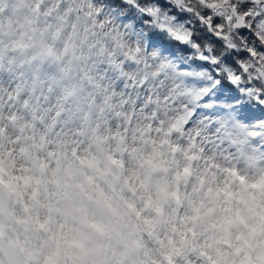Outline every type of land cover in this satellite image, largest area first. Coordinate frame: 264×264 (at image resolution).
<instances>
[{"label":"snow or ice","instance_id":"6c2138e0","mask_svg":"<svg viewBox=\"0 0 264 264\" xmlns=\"http://www.w3.org/2000/svg\"><path fill=\"white\" fill-rule=\"evenodd\" d=\"M129 139L171 152L207 194L191 227L153 241L155 257L136 225L110 257L76 236L70 258L57 246L41 261L8 234L4 218L23 207L27 223L49 184L82 211L70 189L90 173L119 181ZM153 167L130 187L160 213ZM240 185L264 191V0H0V264H250L259 249L237 261L209 242L237 218L227 199ZM95 199L116 212L110 195ZM251 211L264 216V201Z\"/></svg>","mask_w":264,"mask_h":264},{"label":"rangeland","instance_id":"374dc122","mask_svg":"<svg viewBox=\"0 0 264 264\" xmlns=\"http://www.w3.org/2000/svg\"><path fill=\"white\" fill-rule=\"evenodd\" d=\"M135 123L134 121V126ZM111 134L115 135V129ZM127 147L133 154L117 156V163L113 166L114 171L120 173L119 181H115L112 175L90 173L93 175V181L91 184L85 181L84 191L70 189L76 193L73 198L79 202L82 211L73 212L69 207L70 201L57 194L54 184H49L47 190H41L37 196L40 207L38 211L33 212L27 223L24 222L27 213L23 207L11 216V229L9 225L6 228L8 234L18 239L21 246L26 244L34 249L41 261L57 246L65 250L70 258L74 252L73 237L76 236L94 252L110 257L112 250L120 246V233L127 232L131 226L136 225L140 229L138 235L143 241L144 249H151L149 255L155 257L158 245L153 241L158 237L162 238L166 232L171 234L173 228L180 231L182 225L191 227L192 221L188 218L194 214L193 208L200 203L201 196L207 194L194 190L197 183L194 176L185 177L178 174L179 169L173 154L166 149H157L153 157L151 143L147 145V150L144 145H138L140 150L136 152L129 139ZM150 157L155 164L150 170L152 187L165 190L160 194V213H156L152 206L144 202L139 191L134 193L130 187L138 183L136 173L141 170L142 162ZM175 159L179 160V157ZM109 181L117 189L115 193L109 187ZM121 185H124L123 198L119 194ZM97 191L112 197L116 212L96 202ZM254 201H264V191L253 192L242 185L232 190L227 205L238 211V216L222 229L216 230L209 241L213 244L212 254H215V249L218 248L230 258L239 261L240 257L251 256L259 249L258 259L250 264H264V216L253 214L251 205ZM127 204H132L133 208L129 209ZM226 215L229 214L218 213L217 222L223 223V217ZM201 243H204L203 237ZM237 250L238 255H233Z\"/></svg>","mask_w":264,"mask_h":264},{"label":"water","instance_id":"95a60500","mask_svg":"<svg viewBox=\"0 0 264 264\" xmlns=\"http://www.w3.org/2000/svg\"><path fill=\"white\" fill-rule=\"evenodd\" d=\"M167 151V150H166ZM168 152V151H167ZM4 224H5V227L7 228V226L9 225L10 229H11V226H12V217H5L4 218Z\"/></svg>","mask_w":264,"mask_h":264}]
</instances>
